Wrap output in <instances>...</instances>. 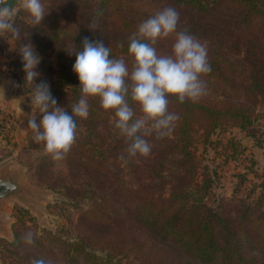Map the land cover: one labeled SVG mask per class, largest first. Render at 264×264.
Masks as SVG:
<instances>
[{
	"label": "trees",
	"instance_id": "1",
	"mask_svg": "<svg viewBox=\"0 0 264 264\" xmlns=\"http://www.w3.org/2000/svg\"><path fill=\"white\" fill-rule=\"evenodd\" d=\"M20 1L10 0L13 9ZM52 1L62 2L64 9H69L67 2L81 5L72 8L71 15L45 6L48 12L44 10L39 25L18 8L13 22L19 37H6L19 42L18 48L34 47L41 58L40 74L56 86L51 91L57 102L69 89L62 99L69 114L82 93L73 71L76 56L67 48L82 51L84 37L101 39L112 58H125L131 72L130 37L140 23L168 7L179 13L178 30H187L207 47L212 69L202 77L207 95L195 103L169 97V111L178 120L169 136L156 139L153 132L145 137L151 145L147 157L128 155V142L114 128V114L101 107L98 97H89V116L76 120V143L63 159L68 172L60 180H68L63 184L67 197L90 201L80 210L78 223L99 230L90 234L83 227L84 235L77 240L46 229L39 233L27 224L22 209L11 225L12 240L0 238V256L8 264L37 259L45 264H126L117 256H131L138 264H264V170L255 168L261 161L246 152L241 140L220 135L226 140L220 150L230 149L226 159L240 169L230 192L223 194L219 164L204 160L198 180V161L191 149L198 137L215 147L221 138L211 140L214 133L255 127L257 104L264 107V0H134L148 6L143 10L132 0ZM93 23L95 31L88 27ZM8 57L15 76L23 66L21 53L11 50ZM129 103L141 116L139 105L130 98ZM248 138L258 143L254 134ZM122 221L127 223L124 232L107 234L117 231ZM27 234L32 243L26 241ZM162 249L173 256H158Z\"/></svg>",
	"mask_w": 264,
	"mask_h": 264
},
{
	"label": "clouds",
	"instance_id": "2",
	"mask_svg": "<svg viewBox=\"0 0 264 264\" xmlns=\"http://www.w3.org/2000/svg\"><path fill=\"white\" fill-rule=\"evenodd\" d=\"M21 2L33 24H41L46 15L41 0ZM14 15L10 0H0V36L11 33L19 37ZM178 24L179 13L170 7L139 24L129 41L128 51L134 60L131 72L125 58H112L111 49L101 39L84 37L82 51L67 48L69 55L76 56L73 71L78 74L82 93L79 101L71 105V114L57 105L47 82L35 83L40 75L36 68L41 58L31 44L21 46L26 85H33L31 104L42 116L39 122L36 115H29L27 119L34 142L43 143L45 153L54 161L65 159L76 143L77 118L87 119L88 99L98 97L101 107L114 114V128L128 142V155L149 156L151 145L145 137L153 132L156 139L169 136L178 120V116L169 111V97L181 103H195L207 95V85L202 79L212 70L207 47L187 30L179 31ZM88 27L95 31L96 25ZM173 35L172 54H158L155 45ZM129 98L139 105L141 116H136ZM25 239L32 243L31 234ZM32 264H45V261L37 259Z\"/></svg>",
	"mask_w": 264,
	"mask_h": 264
},
{
	"label": "rangeland",
	"instance_id": "3",
	"mask_svg": "<svg viewBox=\"0 0 264 264\" xmlns=\"http://www.w3.org/2000/svg\"><path fill=\"white\" fill-rule=\"evenodd\" d=\"M41 2L46 12H48V9L45 6H48L61 15H71L75 10L72 8H77L81 5L79 1L75 4L67 2L69 9H64L65 6L59 1L43 0ZM144 2L149 4V0H144ZM131 3L135 8H139V10L148 7L144 5V3L134 2V0H132ZM18 8H22L21 1L14 8L15 14ZM28 18L29 16H26V19ZM174 40L175 35L159 41L155 45L157 53L160 55H171ZM1 42L3 45L0 49L1 51H6L5 56L7 57L8 63V65L6 64L7 66H3L2 69L11 71L8 68L11 67L13 70L14 66L11 64V60L8 56L11 50H13L14 54H16V51L19 53L20 48L18 47L20 44L19 42L15 44L13 40L7 37H2ZM42 68V65L38 64L36 71L40 73V69ZM25 76L26 73L23 71V66H21L20 71L15 76H13V73L8 74L0 71V93L2 95V99H0V167L8 166L14 170L18 174L20 182L24 187L22 193V198H24V200H18L12 197L3 201L5 211L2 218L8 222L9 231L6 235L0 233V238L12 240L11 225L16 221L18 216H21L20 211L23 209L22 213L25 214L24 219L27 224L36 226L39 233H41L43 229H46L61 235L63 238L77 240L84 235L82 233L84 231L83 227L88 229L90 234L99 229L88 227V225L82 226L78 223L80 210L87 209L90 201L83 200L77 202L65 195L68 191L63 188V184H67L68 180L60 179L66 176L68 172L66 162L64 160L54 161L45 153L43 143L38 144L33 140V132L27 123L28 116L36 115L37 122H39L42 116L39 115L38 109L32 107L31 96L33 95V85H26ZM46 80L47 79L40 74L35 78V83L39 84L41 81L48 82ZM48 84L50 85V90L56 87L51 83ZM64 90L63 94L67 93L69 95V89ZM51 93L53 95L52 91ZM63 94L61 95V100L57 102V105L60 107H63L65 102L62 99L66 98ZM256 108V118L254 120L255 127L252 128L253 131H244L240 130L238 127H230L224 134L214 133L210 139L217 142V139L221 138L219 136L224 135L226 138L241 140V142L246 145V148H248L246 152L252 151L254 157L261 161L255 165V168L264 170V107L262 104H257ZM250 134H254L256 139L258 137L259 140L257 139L258 143L256 145L255 139L248 138ZM224 138L220 139L221 144H219V146L215 143L214 147V144H207L203 138L198 137L191 149L198 161L197 179H201V173L203 172L205 164L204 160L214 161L219 164L222 173V186L220 187V192L228 194L231 185H234V182H236V177L234 176H236L237 173L235 171L240 169H237L238 165L233 161L226 159V154L224 153H229L230 149L220 150V145L224 146L226 144ZM224 157L225 162L223 161ZM140 164H143V162ZM242 164H240V167L243 166ZM140 175L146 180V175L144 173L141 172ZM68 179L73 180L74 178L72 176L70 177L68 174ZM247 180H250V178H247ZM242 192L243 191H240V194H242ZM121 224L122 226L119 227L117 231H108L107 234L116 235L118 232H124V227L127 226V223H123L122 221ZM97 234H102V230ZM1 251L0 245V252ZM96 253L100 256L103 255L102 252L98 250ZM157 255L160 257L173 256L170 250L165 249L157 252ZM116 259L126 264H138L131 256H125L123 258L117 256ZM0 264H8L7 259L0 256Z\"/></svg>",
	"mask_w": 264,
	"mask_h": 264
},
{
	"label": "water",
	"instance_id": "4",
	"mask_svg": "<svg viewBox=\"0 0 264 264\" xmlns=\"http://www.w3.org/2000/svg\"><path fill=\"white\" fill-rule=\"evenodd\" d=\"M23 191L24 187L18 174L8 166L0 167V233H3V235H6L9 231L8 222L2 218L5 211L3 201L12 197L24 200L22 198Z\"/></svg>",
	"mask_w": 264,
	"mask_h": 264
},
{
	"label": "crops",
	"instance_id": "5",
	"mask_svg": "<svg viewBox=\"0 0 264 264\" xmlns=\"http://www.w3.org/2000/svg\"><path fill=\"white\" fill-rule=\"evenodd\" d=\"M6 59H7L6 56H0V61H3V62L6 63ZM3 66H6V65H5V64H4V65H1V64H0V71L5 72V73H8V74L12 73V71H8V70H5V69H2ZM1 69H2V70H1ZM0 99H2V95H1V93H0Z\"/></svg>",
	"mask_w": 264,
	"mask_h": 264
},
{
	"label": "built area",
	"instance_id": "6",
	"mask_svg": "<svg viewBox=\"0 0 264 264\" xmlns=\"http://www.w3.org/2000/svg\"><path fill=\"white\" fill-rule=\"evenodd\" d=\"M2 37H4V36H0V48H2V45H3V43L1 42V38H2ZM5 52H6L5 50L1 51V49H0V56H5ZM0 64H1V65H4V64H5V65H6V64L8 65V63H7V59H6V63L3 62V61H0ZM7 65H6V66H7ZM8 69H10L11 71H13L11 67H9Z\"/></svg>",
	"mask_w": 264,
	"mask_h": 264
}]
</instances>
